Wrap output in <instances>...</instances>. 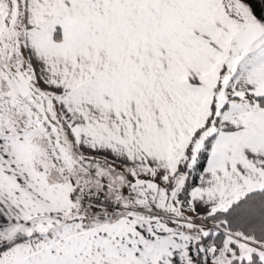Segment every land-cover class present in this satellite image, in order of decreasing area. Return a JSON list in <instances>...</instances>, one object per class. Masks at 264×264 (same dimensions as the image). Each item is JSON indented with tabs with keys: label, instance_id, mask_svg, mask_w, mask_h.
Here are the masks:
<instances>
[{
	"label": "snow or ice",
	"instance_id": "1",
	"mask_svg": "<svg viewBox=\"0 0 264 264\" xmlns=\"http://www.w3.org/2000/svg\"><path fill=\"white\" fill-rule=\"evenodd\" d=\"M0 264H264L250 5L0 0Z\"/></svg>",
	"mask_w": 264,
	"mask_h": 264
},
{
	"label": "crops",
	"instance_id": "2",
	"mask_svg": "<svg viewBox=\"0 0 264 264\" xmlns=\"http://www.w3.org/2000/svg\"><path fill=\"white\" fill-rule=\"evenodd\" d=\"M244 3L250 5L254 15L264 21V0H244Z\"/></svg>",
	"mask_w": 264,
	"mask_h": 264
}]
</instances>
